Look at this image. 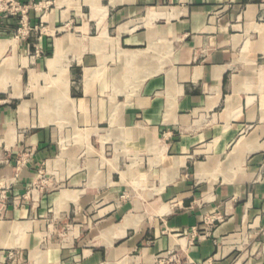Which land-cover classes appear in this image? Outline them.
<instances>
[{
	"label": "crops",
	"instance_id": "obj_1",
	"mask_svg": "<svg viewBox=\"0 0 264 264\" xmlns=\"http://www.w3.org/2000/svg\"><path fill=\"white\" fill-rule=\"evenodd\" d=\"M31 1L40 42L0 16V264H264V0ZM20 67L48 90L17 105Z\"/></svg>",
	"mask_w": 264,
	"mask_h": 264
},
{
	"label": "built area",
	"instance_id": "obj_2",
	"mask_svg": "<svg viewBox=\"0 0 264 264\" xmlns=\"http://www.w3.org/2000/svg\"><path fill=\"white\" fill-rule=\"evenodd\" d=\"M40 4V3H39ZM38 3L33 1L24 0H0V16L10 15L18 19V37L22 39H28L30 37L36 38L41 41V35L43 33V27L41 25H33L30 22L31 9H38ZM36 55L39 56L43 53L41 47L35 44ZM25 160H18V167L24 164ZM1 199L5 198L4 193L0 196ZM207 217V220L211 222V219ZM214 221V219H213ZM152 264H187L183 261L181 255L178 252H169L166 254L158 255L154 258Z\"/></svg>",
	"mask_w": 264,
	"mask_h": 264
},
{
	"label": "rangeland",
	"instance_id": "obj_3",
	"mask_svg": "<svg viewBox=\"0 0 264 264\" xmlns=\"http://www.w3.org/2000/svg\"><path fill=\"white\" fill-rule=\"evenodd\" d=\"M18 39L20 41V39H22V38L18 37ZM24 56H26V55H22V54L18 55L19 62L22 59V57H24ZM18 66H21V63H19ZM25 71H26V69H24L22 67L19 68L18 75L21 76L19 84L16 85V86L13 85V88H16L15 95H17V96L19 95L18 99L16 100L17 105L20 104L22 100L26 99L27 95L29 96L30 94H32L33 91H35L36 93H41L43 87H44L46 92L48 90L47 86H41L40 85L38 89H36V88L33 89L32 86L27 85V83H26L27 77H26ZM9 77H11V75L7 74L6 76H4V77H2L0 79V82H1L0 83V90H6V91L10 92V89H11L12 86L9 83H6L10 79ZM54 88L58 89V86H54ZM62 138H63L62 145H64L67 150L69 149L68 152L71 154V152H72L71 148H72V142L74 140L73 139L74 138V134L71 133V132H67V133L64 134V137H62ZM69 143H71V144H69Z\"/></svg>",
	"mask_w": 264,
	"mask_h": 264
}]
</instances>
